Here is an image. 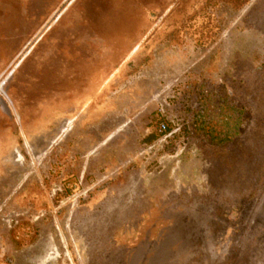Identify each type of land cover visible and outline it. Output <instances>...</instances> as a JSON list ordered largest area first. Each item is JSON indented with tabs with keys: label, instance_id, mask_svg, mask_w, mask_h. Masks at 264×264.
Here are the masks:
<instances>
[{
	"label": "rangeland",
	"instance_id": "374dc122",
	"mask_svg": "<svg viewBox=\"0 0 264 264\" xmlns=\"http://www.w3.org/2000/svg\"><path fill=\"white\" fill-rule=\"evenodd\" d=\"M0 264H264V0H0Z\"/></svg>",
	"mask_w": 264,
	"mask_h": 264
}]
</instances>
